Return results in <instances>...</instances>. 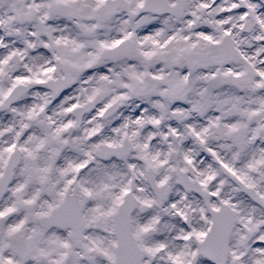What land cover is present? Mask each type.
<instances>
[{
    "label": "snow or ice",
    "instance_id": "6c2138e0",
    "mask_svg": "<svg viewBox=\"0 0 264 264\" xmlns=\"http://www.w3.org/2000/svg\"><path fill=\"white\" fill-rule=\"evenodd\" d=\"M0 264H264V0H0Z\"/></svg>",
    "mask_w": 264,
    "mask_h": 264
}]
</instances>
